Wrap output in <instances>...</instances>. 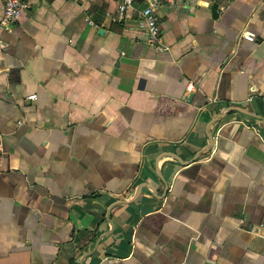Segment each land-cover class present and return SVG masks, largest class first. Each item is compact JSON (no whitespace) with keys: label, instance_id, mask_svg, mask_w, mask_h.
<instances>
[{"label":"crops","instance_id":"0c3cea01","mask_svg":"<svg viewBox=\"0 0 264 264\" xmlns=\"http://www.w3.org/2000/svg\"><path fill=\"white\" fill-rule=\"evenodd\" d=\"M116 3L0 28V264H264V0Z\"/></svg>","mask_w":264,"mask_h":264},{"label":"built area","instance_id":"2783aa9c","mask_svg":"<svg viewBox=\"0 0 264 264\" xmlns=\"http://www.w3.org/2000/svg\"><path fill=\"white\" fill-rule=\"evenodd\" d=\"M30 0H1L0 28H9L19 17L20 13L26 10ZM161 0H144L139 8L134 6L135 0H117L116 11L113 20H121L128 10L135 11V19L138 28L144 33L146 41L153 44L158 50L166 48L158 40L160 26L157 21L156 8ZM239 36L253 40L255 33L249 29H242ZM28 97H34L29 94Z\"/></svg>","mask_w":264,"mask_h":264},{"label":"water","instance_id":"95a60500","mask_svg":"<svg viewBox=\"0 0 264 264\" xmlns=\"http://www.w3.org/2000/svg\"><path fill=\"white\" fill-rule=\"evenodd\" d=\"M231 109H234V110H237L238 112H241V113H243V114H247V115H250V116H254V117H260V115H258V114H255V113H253V112H250V111H248V110H245L244 108H241V107H237V106H230L229 108H227V109H225V110H223V111H220V112H218L217 114H215L214 116H212L211 118H210V120H209V122H208V124L209 123H211V122H213V121H216V120H218V119H220L223 115H225L229 110H231ZM206 135H207V138H208V141H210L211 140V134L210 133H206ZM210 144H208L207 146H209ZM207 146H205L204 148H206ZM196 155V154H195ZM194 155V156H195ZM194 158V157H193ZM192 158V159H193ZM178 159V158H177ZM179 160V159H178ZM160 178H161V176H160ZM139 191H140V189H138V191L136 192V194L135 195H137V193H139ZM135 197V196H134ZM109 209V207H107L106 208V211ZM105 217L107 218V213L105 214ZM98 242V239L95 241V244ZM80 264V263H79Z\"/></svg>","mask_w":264,"mask_h":264},{"label":"trees","instance_id":"16d2710c","mask_svg":"<svg viewBox=\"0 0 264 264\" xmlns=\"http://www.w3.org/2000/svg\"><path fill=\"white\" fill-rule=\"evenodd\" d=\"M136 1V0H135ZM137 1H141V0H137Z\"/></svg>","mask_w":264,"mask_h":264}]
</instances>
